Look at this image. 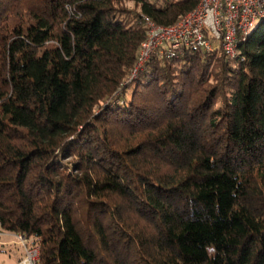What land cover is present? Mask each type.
<instances>
[{
    "label": "trees",
    "instance_id": "obj_1",
    "mask_svg": "<svg viewBox=\"0 0 264 264\" xmlns=\"http://www.w3.org/2000/svg\"><path fill=\"white\" fill-rule=\"evenodd\" d=\"M199 1L0 0V230L37 264H264V18L133 74Z\"/></svg>",
    "mask_w": 264,
    "mask_h": 264
},
{
    "label": "built area",
    "instance_id": "obj_2",
    "mask_svg": "<svg viewBox=\"0 0 264 264\" xmlns=\"http://www.w3.org/2000/svg\"><path fill=\"white\" fill-rule=\"evenodd\" d=\"M264 18V0H200L197 7L171 26H158L144 18L147 27L133 74L158 50L174 56L182 48L214 52L221 48L232 59L238 44ZM25 247V239L18 237ZM38 249H26L19 264H37Z\"/></svg>",
    "mask_w": 264,
    "mask_h": 264
},
{
    "label": "rangeland",
    "instance_id": "obj_3",
    "mask_svg": "<svg viewBox=\"0 0 264 264\" xmlns=\"http://www.w3.org/2000/svg\"><path fill=\"white\" fill-rule=\"evenodd\" d=\"M1 234L2 231L0 230V241H5L6 239H12L15 241V243H12L10 245L0 244V264H16L19 259V252L22 251V257H21L22 259L25 255L26 249H29L32 243L30 241L25 242V247H24L22 244L19 243L17 236L11 234L5 237L2 236Z\"/></svg>",
    "mask_w": 264,
    "mask_h": 264
},
{
    "label": "crops",
    "instance_id": "obj_4",
    "mask_svg": "<svg viewBox=\"0 0 264 264\" xmlns=\"http://www.w3.org/2000/svg\"><path fill=\"white\" fill-rule=\"evenodd\" d=\"M1 235L7 237V236H9V235H11V234H9V233H5V232H2ZM12 243H15V241L12 240V239H6L5 241H0V244H3V245H10V244H12ZM17 243H18V242H17ZM21 257H22V251L19 252V259H18V261H17L16 264H19V261H20Z\"/></svg>",
    "mask_w": 264,
    "mask_h": 264
}]
</instances>
